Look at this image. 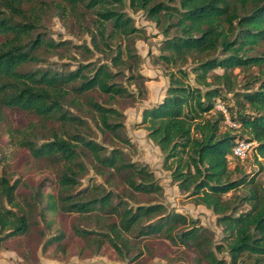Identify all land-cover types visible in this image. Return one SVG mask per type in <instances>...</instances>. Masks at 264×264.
I'll list each match as a JSON object with an SVG mask.
<instances>
[{"label":"trees","instance_id":"1","mask_svg":"<svg viewBox=\"0 0 264 264\" xmlns=\"http://www.w3.org/2000/svg\"><path fill=\"white\" fill-rule=\"evenodd\" d=\"M37 2L56 3L79 18L85 10H92V43L108 49L117 36L128 37L140 30L126 12V2L160 24L165 37L158 56L171 67L169 82L159 101L143 107L141 122L147 136L162 151L163 166L170 170L172 179L181 189L190 191L197 203L214 211L222 226V242L214 244L206 226L163 202L132 205L122 196L115 202L114 198L120 196L117 192L99 190L96 184L78 187L85 170L82 148H87L95 164L100 165H96L97 170L105 166L118 172L130 189L149 194L162 188L146 163L126 159L118 147L106 150L78 127L84 123L78 113L82 100L97 113L102 129L116 133L124 125L119 120L121 112L109 101L129 91L115 81L117 71L107 62L87 60L73 68L59 69L21 68L42 58L38 51L42 45L58 49L69 42L47 38L39 31L33 35L46 7ZM119 45L111 57L117 66L123 63ZM189 59L194 83L183 67ZM253 67L256 72L237 89L238 73L245 74ZM2 106L32 116L19 130L17 143L32 156L62 163V167L56 180L38 176L28 193L17 190L18 179L11 182L0 174V239L19 238L32 229L42 233L39 220L33 219L35 213L51 227L49 212L93 211L98 218L105 214L112 220L104 217L97 229L77 224L67 230L56 227L43 239L41 250L63 254L74 242L75 247L81 244L80 253L90 250L129 261L143 252L137 240L163 236L181 246L194 264H223L226 259L218 258L215 249H226L230 264L244 259L249 264H264V179L246 172L232 176L245 159L233 154V147L240 141L252 143L254 162L260 168L264 166V0H0ZM227 118L237 125L229 124ZM40 121L46 127L47 123H59L60 129L51 127L49 134L43 133L37 126ZM123 140L129 141L127 137ZM232 160L235 165L230 167ZM240 187L243 193L224 196ZM145 247L152 251L154 245L146 242Z\"/></svg>","mask_w":264,"mask_h":264},{"label":"rangeland","instance_id":"2","mask_svg":"<svg viewBox=\"0 0 264 264\" xmlns=\"http://www.w3.org/2000/svg\"><path fill=\"white\" fill-rule=\"evenodd\" d=\"M36 4L46 7L41 12L33 35L39 31L44 32L47 38L69 42L67 47H59L58 49H49L46 45H42L38 49L42 58L37 63H25L21 68L52 66L59 69L63 66L73 68L79 62L87 60H93L95 63L107 62L114 71H117L114 77L115 81L125 86L129 91L128 94L117 95L114 100L109 101L110 105L121 112L119 120L124 125L116 133L102 129L97 113L82 100L78 113L82 116L84 123L78 127L89 137L103 144L106 150L109 151L118 147L122 149L126 159L146 163L162 186L159 192L149 194L134 191L121 179L118 172L105 166L102 167V171L97 170L96 165H100L95 164V159L87 148H82L81 160L85 164V170L80 177L78 187H93L96 184L99 190L103 188L102 191H115L120 195L114 198L115 202L121 196L122 199L132 205L147 201L163 202L167 207L187 213L196 218L200 224L206 226L212 232L214 244L222 242V226L216 221L214 211L202 203H197L190 191H184L178 186L177 181L172 179L170 170L163 166L162 151L147 136V130L141 122L143 107L159 101L163 97L169 82L168 74L171 67L158 56L161 42L165 37L160 24L154 18H149L142 9L134 10L126 2L125 10L133 17L134 25L140 30L128 37L117 36L112 39L113 47L108 49L102 47L101 44L98 47L92 43V33L95 31L93 26L95 13L92 10H85L83 16L79 18L73 11H63L56 3L37 2ZM23 5L28 8L30 4L24 3ZM82 9V6H78V11H82ZM15 18L18 17L15 16ZM109 28L107 27L108 30ZM117 43L120 44V49L123 51L121 55L123 63L119 66L112 64L111 58L115 54ZM130 51L132 55L129 54ZM191 63L192 60L189 59L183 67L188 72V80L194 83V75L190 70ZM217 71L221 70L217 69ZM235 72H238V68L235 69ZM255 72L256 68L253 67L247 70L245 74L243 72L238 73L240 82L236 85L237 89H241L250 74ZM227 95L231 97L230 93ZM68 108L73 111L76 110L70 105ZM31 118L29 113L19 109L0 107V174L9 177L11 182L18 179L17 190L20 193H28L30 189L32 190L37 184L38 176L48 175L56 180L62 167V163H54L48 158L32 156L26 147L17 143L20 136L19 130ZM47 124L49 127L40 121L37 126L41 130L43 129V133L48 134L51 132V127L60 129L59 123ZM123 137H127L129 141L123 140ZM243 157L245 159L240 161L239 170H233L232 176L239 177L243 172H246L249 175H254L256 179L263 180L264 166L260 168L258 163L254 162L251 146L246 154L240 158ZM229 165L233 167L235 160H232ZM57 190L58 186L56 185L55 191ZM233 192L239 195L244 192V189L242 187L237 188L224 196H230ZM241 207L246 208L247 205ZM47 217L53 219L51 227L39 218L38 213L33 216V219L39 220L38 225L41 226L42 233L32 229L29 234L19 238L0 239V264H194L181 246L174 245L163 236L145 237L137 240L135 243L143 252L129 261L128 258L122 259L101 252L92 253L90 250L80 253L81 244L75 247L74 242L70 244L67 252L51 255V253L41 250V244L43 239L51 234L56 227L67 230L71 224H77L97 229L105 220L104 217L108 218L107 220H112V218L105 214H101L98 218L93 211L69 213L59 210L49 212ZM146 242L150 246L154 245L152 251L147 250ZM164 249H166L165 252ZM195 253L192 252V254ZM215 253L218 258L226 259L223 264H230L226 249H215ZM237 264L249 263L247 259H244Z\"/></svg>","mask_w":264,"mask_h":264},{"label":"built area","instance_id":"3","mask_svg":"<svg viewBox=\"0 0 264 264\" xmlns=\"http://www.w3.org/2000/svg\"><path fill=\"white\" fill-rule=\"evenodd\" d=\"M217 106L219 108L223 109V106L221 104H217ZM227 121L229 124L236 126L237 124L235 122H232L231 120H229L227 118ZM252 146V143L249 141H240L239 143H237L234 147H233V154L237 155V156H242L246 154V151L248 150V148Z\"/></svg>","mask_w":264,"mask_h":264}]
</instances>
